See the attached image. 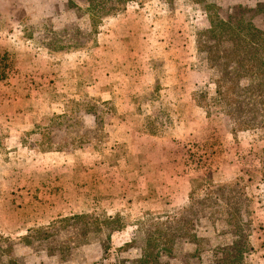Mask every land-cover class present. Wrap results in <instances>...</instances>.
<instances>
[{
    "label": "rangeland",
    "instance_id": "rangeland-1",
    "mask_svg": "<svg viewBox=\"0 0 264 264\" xmlns=\"http://www.w3.org/2000/svg\"><path fill=\"white\" fill-rule=\"evenodd\" d=\"M219 21L264 32V0H0V264H264V118L213 103Z\"/></svg>",
    "mask_w": 264,
    "mask_h": 264
},
{
    "label": "trees",
    "instance_id": "trees-1",
    "mask_svg": "<svg viewBox=\"0 0 264 264\" xmlns=\"http://www.w3.org/2000/svg\"><path fill=\"white\" fill-rule=\"evenodd\" d=\"M237 24L238 27L233 28L219 21L209 32L214 43L208 50L201 45V52H205L207 62L217 69L213 103L224 105L235 129H241L264 118V32L251 26V22ZM227 41H231V46L225 50L223 46ZM7 66V57L3 55L0 80L6 77ZM241 79L248 80L249 84L242 85ZM242 96L248 99L247 103L240 102Z\"/></svg>",
    "mask_w": 264,
    "mask_h": 264
}]
</instances>
